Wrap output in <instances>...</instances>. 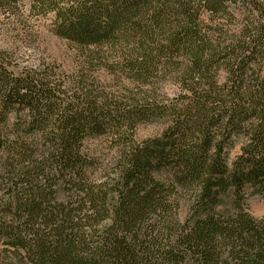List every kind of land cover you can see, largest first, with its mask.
Returning a JSON list of instances; mask_svg holds the SVG:
<instances>
[{
	"label": "trees",
	"instance_id": "trees-1",
	"mask_svg": "<svg viewBox=\"0 0 264 264\" xmlns=\"http://www.w3.org/2000/svg\"><path fill=\"white\" fill-rule=\"evenodd\" d=\"M0 10L49 18L78 60L68 76L0 49V264H264L245 206L264 198V0ZM98 137L116 152L103 170Z\"/></svg>",
	"mask_w": 264,
	"mask_h": 264
},
{
	"label": "rangeland",
	"instance_id": "rangeland-1",
	"mask_svg": "<svg viewBox=\"0 0 264 264\" xmlns=\"http://www.w3.org/2000/svg\"><path fill=\"white\" fill-rule=\"evenodd\" d=\"M20 15L21 19H18L0 10V49L13 54L17 67L37 68L42 64H55L61 74L73 75L78 67L75 46L49 31V18L33 17L27 10L21 11ZM101 75L105 77L104 74ZM163 128L161 123L139 126L135 138L141 141L156 136ZM85 148L93 158L99 161L102 170L106 168L105 166L109 168L116 158V152L109 147L106 137L87 139ZM237 149L234 150L233 155ZM98 175L100 176L101 173ZM245 206L253 217H264V198L259 194L248 191ZM184 213L183 207L181 218L184 217Z\"/></svg>",
	"mask_w": 264,
	"mask_h": 264
}]
</instances>
